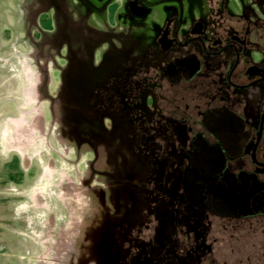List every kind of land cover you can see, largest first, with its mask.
<instances>
[{"label":"flooded vegetation","instance_id":"1","mask_svg":"<svg viewBox=\"0 0 264 264\" xmlns=\"http://www.w3.org/2000/svg\"><path fill=\"white\" fill-rule=\"evenodd\" d=\"M45 1L43 20L57 7L85 43L104 27L107 43L81 52L90 101L77 110L117 131L122 159L135 146L137 171L115 176L114 146L93 133L95 172L111 174L105 222L122 223L118 257L93 264H217L264 243V0ZM128 185L134 200L114 201Z\"/></svg>","mask_w":264,"mask_h":264},{"label":"rangeland","instance_id":"2","mask_svg":"<svg viewBox=\"0 0 264 264\" xmlns=\"http://www.w3.org/2000/svg\"><path fill=\"white\" fill-rule=\"evenodd\" d=\"M45 6V0H0V264H93L91 258L113 254L122 237V223L105 222L101 192L111 174L94 168L93 133L99 151L114 146L107 157L114 175L123 167L127 176L137 171L129 161L135 146L127 141L129 158L122 159L120 140L112 139L117 131L100 123L93 131L89 112L77 110L90 101L81 52L107 43L104 27H93L99 37L85 43L57 7L45 22ZM116 191L117 203L137 196L132 185ZM262 246L248 245L240 256L231 250L216 263L264 264Z\"/></svg>","mask_w":264,"mask_h":264},{"label":"bare ground","instance_id":"3","mask_svg":"<svg viewBox=\"0 0 264 264\" xmlns=\"http://www.w3.org/2000/svg\"><path fill=\"white\" fill-rule=\"evenodd\" d=\"M5 139V138H4ZM19 141V140H18ZM23 141V140H22ZM20 147V148H19ZM19 147L17 148V147H15V148H17V149H20V150H22L23 149V146H20L19 145ZM25 147V146H24ZM9 148V147H8ZM24 151V150H23ZM35 199V198H34Z\"/></svg>","mask_w":264,"mask_h":264}]
</instances>
